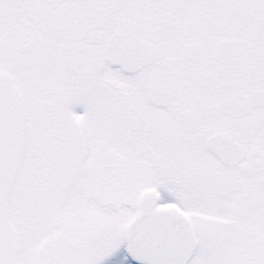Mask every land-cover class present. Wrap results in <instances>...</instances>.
<instances>
[{"label": "snow or ice", "instance_id": "obj_1", "mask_svg": "<svg viewBox=\"0 0 264 264\" xmlns=\"http://www.w3.org/2000/svg\"><path fill=\"white\" fill-rule=\"evenodd\" d=\"M0 264H264V0H0Z\"/></svg>", "mask_w": 264, "mask_h": 264}]
</instances>
